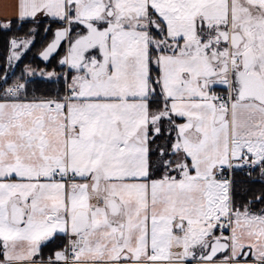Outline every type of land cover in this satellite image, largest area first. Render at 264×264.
<instances>
[{
    "label": "snow or ice",
    "instance_id": "obj_1",
    "mask_svg": "<svg viewBox=\"0 0 264 264\" xmlns=\"http://www.w3.org/2000/svg\"><path fill=\"white\" fill-rule=\"evenodd\" d=\"M41 27L63 71L12 80ZM0 32V264H264V0H16Z\"/></svg>",
    "mask_w": 264,
    "mask_h": 264
},
{
    "label": "trees",
    "instance_id": "obj_2",
    "mask_svg": "<svg viewBox=\"0 0 264 264\" xmlns=\"http://www.w3.org/2000/svg\"><path fill=\"white\" fill-rule=\"evenodd\" d=\"M44 24L45 25L47 24V19H44ZM30 27H32V25L25 26L24 32H27L28 28ZM21 35H23V33H21ZM7 38H8V34L4 32H0V76H3L6 68L5 56L7 49ZM51 39H52V33L49 32L45 34L43 28L41 27L39 29V34L36 37L33 47L28 53H26L25 57L23 58V61L19 63V65L14 69H9L10 73L14 72V76H12V80L20 76L21 72L23 71L26 65H29L31 66V68L36 69L37 73L39 72L40 69H45L46 71L55 70L57 73L63 71L62 67H60L58 64L59 58H54L47 64L43 63L38 58V54L43 50L44 47L47 46V43H49ZM35 79L39 82L40 78L37 75ZM55 87L56 85L53 84H39L40 92L43 94H51ZM253 187L255 188V190L259 191L262 185L260 183H257ZM62 243L63 241L61 242L59 239L55 240V242L50 243L49 244L50 247L45 248L44 251L49 252L52 249H57Z\"/></svg>",
    "mask_w": 264,
    "mask_h": 264
},
{
    "label": "crops",
    "instance_id": "obj_3",
    "mask_svg": "<svg viewBox=\"0 0 264 264\" xmlns=\"http://www.w3.org/2000/svg\"><path fill=\"white\" fill-rule=\"evenodd\" d=\"M15 3L16 0H0V21L4 19H14ZM60 241L62 242L63 240ZM48 247L50 246L48 245Z\"/></svg>",
    "mask_w": 264,
    "mask_h": 264
},
{
    "label": "flooded vegetation",
    "instance_id": "obj_4",
    "mask_svg": "<svg viewBox=\"0 0 264 264\" xmlns=\"http://www.w3.org/2000/svg\"><path fill=\"white\" fill-rule=\"evenodd\" d=\"M63 48H64V46L61 47V50H59V54H57L56 56H54V58H60V57L63 55ZM54 58H52V59H54ZM52 59H51V60H52ZM51 60H50V61H51ZM58 60H59V59H58ZM50 61H49V62H50Z\"/></svg>",
    "mask_w": 264,
    "mask_h": 264
},
{
    "label": "water",
    "instance_id": "obj_5",
    "mask_svg": "<svg viewBox=\"0 0 264 264\" xmlns=\"http://www.w3.org/2000/svg\"><path fill=\"white\" fill-rule=\"evenodd\" d=\"M51 41V40H50ZM63 46V45H62ZM40 54V53H39ZM38 54V58L43 62V63H45V64H47V63H49V62H45V61H43L41 58H40V55ZM57 54H54V56H56ZM60 59V58H59ZM61 67V66H60Z\"/></svg>",
    "mask_w": 264,
    "mask_h": 264
}]
</instances>
